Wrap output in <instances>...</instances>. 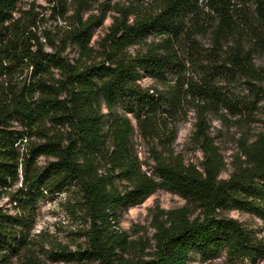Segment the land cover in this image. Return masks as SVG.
Here are the masks:
<instances>
[{"label":"trees","instance_id":"obj_1","mask_svg":"<svg viewBox=\"0 0 264 264\" xmlns=\"http://www.w3.org/2000/svg\"><path fill=\"white\" fill-rule=\"evenodd\" d=\"M46 1L65 18L73 6L59 41L77 46V58L45 50L51 38L37 34L34 1L23 8L22 0H0V85L20 64L29 69L0 90V200L9 195L18 208L13 215L0 207V251L22 244L38 197L77 186L90 224L86 256L100 264H192L197 250L203 261L224 253L226 263L264 262V240L222 212L235 205L264 221V121L253 140H240L233 172L222 178L226 162L208 120L209 114L224 119V110L251 119L264 99V0H127L112 8L117 14L96 47L91 41L106 9L89 14L95 0ZM205 35L210 47L202 49L198 37ZM189 66L200 70L194 83L186 79ZM141 69L160 86L144 87ZM240 80L242 94L230 88ZM187 95L200 100L194 136L201 166L152 142L153 170H145L135 130L168 149L169 120ZM121 104L132 117L119 114ZM159 187L187 203L162 211L149 257L126 256L128 237L115 228L116 214Z\"/></svg>","mask_w":264,"mask_h":264},{"label":"rangeland","instance_id":"obj_2","mask_svg":"<svg viewBox=\"0 0 264 264\" xmlns=\"http://www.w3.org/2000/svg\"><path fill=\"white\" fill-rule=\"evenodd\" d=\"M35 2L37 34H49L51 41L45 42L46 51H60L64 56L71 59L77 58L79 49L77 46L60 42L59 39L68 29L70 15L73 6L68 4L69 13L65 17L58 14V10L51 9V5L46 0H22L20 7L29 8L31 2ZM127 0H95L89 14L100 15L102 10H107L105 20L102 25L95 29L91 44L97 46L99 41L108 31V27L113 22V16L116 11L112 10L115 4L126 3ZM18 16V13H16ZM87 15H84L86 18ZM43 37V36H42ZM199 42L202 49L210 47V35L200 36ZM153 39V38H152ZM44 41V39H43ZM54 47L50 43L54 42ZM134 47L132 50H134ZM256 62H261V55L255 56ZM189 73L186 79L194 83L199 78V68L189 66ZM143 77L140 82L144 87L160 86L156 83L149 73L141 69ZM145 73V74H144ZM187 74V73H186ZM14 77H7L0 85V90H4L6 84L14 86L22 77L29 75V69L25 64L17 67ZM167 80L172 82L177 75L172 71L168 73ZM230 86V85H227ZM230 88L235 89L237 93L244 92L243 81L240 80ZM199 98V97H198ZM126 102V101H125ZM200 100L190 95L185 96L181 112L172 120H169L168 131L169 139L172 140L170 147L163 148L162 142L156 139L150 142L141 136L138 129L133 134V143L138 152L143 168L152 172L154 161L151 159L149 143L155 142L163 153L173 152L175 156L181 157L187 164L201 166L204 155L195 141V130L197 123L196 106ZM119 114L132 117V113H125L128 109L124 104L120 106ZM224 119L220 115L209 114L210 135L214 137L215 143L219 145L226 162V167L221 172L222 178H228L233 172V161L240 154L239 143L242 138L253 140L263 128L264 121V99L261 100L251 119L241 115H232L224 110ZM108 120V119H107ZM136 127V122L133 119ZM15 129H20L17 122L13 124ZM107 126H105L106 129ZM173 134V135H172ZM164 139L163 142H165ZM159 142V143H158ZM28 146V142H22L21 147ZM49 160L41 156L39 164L45 165ZM21 169L19 182L15 187L21 185ZM13 190V189H12ZM187 201L179 194L170 192L163 187H159L154 193L149 195L143 201L127 208H121L116 214L115 228L124 231L128 237V251L126 256L131 257H149V254L155 249L156 220L160 217L162 211L179 208L184 206ZM0 207L9 214H16L18 208L11 202L9 195H4L0 200ZM194 208L195 206H191ZM223 214L238 218L249 229L264 240V221L253 217L248 213L239 212L235 205H230L222 210ZM196 214V213H195ZM24 227L27 232L23 237L24 241L19 248H14L6 253L0 251V264H100L99 261L90 259L86 256L88 248V230L90 227L89 219L84 207V199L80 188L73 186L62 193H45L37 198L33 209L26 217ZM21 228V227H18ZM23 245V246H22ZM225 255L222 253L219 257L203 261L199 251H194L191 255L192 264H233L225 262ZM236 264H243L238 262ZM261 264H264L262 262Z\"/></svg>","mask_w":264,"mask_h":264}]
</instances>
